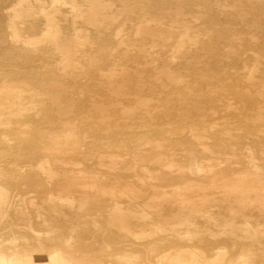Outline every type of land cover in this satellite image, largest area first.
<instances>
[{
	"label": "bare ground",
	"instance_id": "1",
	"mask_svg": "<svg viewBox=\"0 0 264 264\" xmlns=\"http://www.w3.org/2000/svg\"><path fill=\"white\" fill-rule=\"evenodd\" d=\"M246 51L262 85L264 0H0V264H264V105L255 134L239 101L233 123H216ZM145 119L156 155L134 131ZM38 124L54 144L26 131ZM168 124L187 133L168 137ZM104 125L117 140L86 166ZM86 128L99 137L81 145ZM233 133L252 140L239 162L221 157ZM210 135L214 152L199 142ZM163 150L168 162L149 168ZM205 188L219 194L215 217Z\"/></svg>",
	"mask_w": 264,
	"mask_h": 264
},
{
	"label": "rangeland",
	"instance_id": "2",
	"mask_svg": "<svg viewBox=\"0 0 264 264\" xmlns=\"http://www.w3.org/2000/svg\"><path fill=\"white\" fill-rule=\"evenodd\" d=\"M237 28L242 29L244 31L243 26H237ZM172 34H174V31H172ZM215 46V44L213 45ZM148 48V46L146 47ZM157 49L159 50L160 47H157ZM211 63L217 65L218 62L217 60H215L214 62L212 61ZM94 64H97L96 62ZM256 64V60L253 58V56L251 55L250 52H245L244 53V63L242 64V66L240 67L239 70H234L232 71V73L227 76V81L229 80L231 82V88L229 87V90L227 91V93H225V100L223 101L222 105L219 106V112H218V120L216 121V123H222V120L228 121V123H233L235 117H236V110H235V104L234 102H232L231 104H229L231 101H239L241 102V108L243 111V114H245V117H247L249 119V121H253L257 124V127L254 128V130H252V133L255 134L258 130L262 129L263 126L261 125V123L256 122V119L258 117L259 112L261 111V108L264 105V83L259 86H256L252 83V78H249L247 76L248 74V68L247 67H253ZM243 65L246 66V68H242ZM93 66V65H92ZM143 69L144 67H140L138 65V70L139 69ZM264 68V66L262 67ZM133 73L136 74L137 68H134ZM238 72L240 75L237 76L235 73ZM198 74V73H197ZM196 76H194V78L196 79L197 83L200 84V79H203V77L200 76V78L198 77L199 74ZM208 78H222L223 74L221 72V70H217V71H211L208 72L207 74ZM251 79V80H250ZM250 80V81H249ZM251 82V84H250ZM220 87H215L213 90H211V92H207V89L203 88V92L205 97L211 98V96L215 95L214 93L219 90ZM236 88H239L240 91L235 90ZM92 90L98 89L97 86L95 84L92 85ZM223 94V93H221ZM89 96L84 94L83 100L84 102L80 105L81 108L87 109L88 107H90L91 103L88 101ZM117 100V99H114ZM114 103L116 101H113ZM99 112L100 110H97V108L93 109V116L95 118H97V116H99ZM114 112L116 113L115 115H119L120 114V109H114ZM142 112H144V110H142ZM26 115L28 113H25ZM24 114V115H25ZM23 116V117H26ZM75 115H79L78 112H75ZM196 119L199 118V116L195 117ZM222 118V119H221ZM147 120H143L142 124L144 126H142L141 128L135 129L134 131L137 134H141L142 136V142H140V144H144L142 146L143 149L149 150V153L151 155H156L157 148H156V144H161L162 142V138L161 135L158 134L156 135L154 130L152 128L146 127L145 124H147L146 122ZM116 123V122H115ZM46 126V125H45ZM198 127V124L196 125ZM104 128L103 132L100 133V137H102V135H104L105 138H103L102 140V146L98 147V151L95 152V158L93 159L92 162L86 161L84 164L86 166L90 165L91 163H95V160L97 159L98 155L104 153L105 147L111 142V141H115L117 140V131L115 130V128L113 126H107L104 125L102 126ZM165 132H166V136L168 137H179V136H183L187 133V130L184 129V125L183 124H168L166 126H163ZM236 128V127H234ZM239 129H243L242 127H240ZM26 131H28L29 134H33L34 133H39L41 132V134L46 138L45 141L50 143V144H54L51 143V137H52V132H50L48 130V128L43 127V125L38 124L37 126L33 125L32 127H29L28 129H26ZM237 132H243L242 130L240 131H236ZM235 133V132H234ZM230 134L229 135V140L227 141V143L232 142L233 145V150H228V155H221L222 158H224L225 160L229 159V160H233L236 162H239L242 158V154L245 153V147L247 143L252 142V140H245V139H241L238 140L236 139L234 136L236 134ZM150 134V135H149ZM247 134V133H246ZM248 136H250L249 134H247ZM61 137L65 138L66 143L71 144V148L73 140L72 138L69 137V134L65 133L63 134ZM82 139H80V141L82 142L81 145L83 144H88V143H94V141L99 137L97 136V133H93L90 128H86L84 130H82ZM253 141H257L258 137L252 136ZM220 140V138H218V136L215 135H210L208 136V138H204V139H200L199 142L203 144V146L207 147V146H213L215 144H219L220 142H218ZM264 142V137L261 139ZM147 141V143L145 144V142ZM254 143V142H253ZM199 147V149H205L204 147ZM218 146H213L210 150L213 152L216 150ZM69 148V146H68ZM152 149V150H151ZM70 152H73V149L70 151H68V153L70 154ZM163 156H161V159L159 160V162H147V166H149V168H156L158 167L160 164L163 163H167L169 158H171V153H168L167 151L163 150L162 151ZM221 154V153H220ZM99 159V158H98ZM174 161L176 162V164H181V165H186L183 162V157L182 155H175L173 157ZM124 164V163H123ZM201 165H203L204 167H208L206 163H202L200 162ZM119 166V165H118ZM117 166V168H118ZM128 166H131V164H129ZM227 166V165H226ZM234 167H237V165H233ZM81 167H84L83 165H81ZM120 167V166H119ZM121 168V167H120ZM104 169V168H103ZM103 171L102 176L104 178H109V175L107 174L108 171H111L110 168L107 166ZM208 169V168H207ZM105 170L107 171V173L105 172ZM139 174L141 176H143L145 173L142 172L141 169H139ZM106 175V176H105ZM205 175V174H204ZM137 180V179H135ZM206 185V184H205ZM205 192H207L208 197L207 199L210 200L211 202L209 203V211L210 213L213 215V217H215L216 213L219 212V209H221V202H218L216 200V198L218 197L219 194H217V191L214 189H209V188H205L204 190ZM253 200L251 202V204H253ZM220 242V241H219ZM222 242V241H221ZM170 244H155L152 247V251L156 252V253H161L162 251H164L167 247H169ZM146 254H142L141 255V259L140 261L145 262V257ZM113 260H115V257L112 258Z\"/></svg>",
	"mask_w": 264,
	"mask_h": 264
}]
</instances>
